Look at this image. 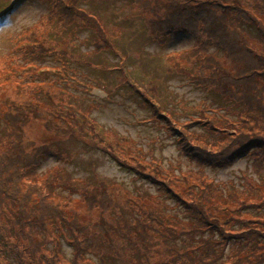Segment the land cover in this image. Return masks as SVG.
<instances>
[{
	"label": "trees",
	"instance_id": "16d2710c",
	"mask_svg": "<svg viewBox=\"0 0 264 264\" xmlns=\"http://www.w3.org/2000/svg\"><path fill=\"white\" fill-rule=\"evenodd\" d=\"M0 1L1 6L10 0ZM86 1L89 0H45L49 12L37 25L25 28L24 45L5 53L7 48L0 54V264H95L83 255L90 248L103 255V264H264V179L260 175H244L236 183L216 185L207 181L203 176H208L201 172L199 177L196 172L178 177L183 170L179 173L174 170L175 174L168 172V178L163 179L157 171L147 173L141 168L140 173L159 180L174 196L179 195L180 200L182 193L185 202L181 203L185 205L180 204L184 211L179 209L180 215L174 214L175 217L164 212L169 208H162L167 205L156 194L139 197V200L130 197L128 203L140 215L130 219L115 215L113 220L123 223L122 233L117 239L106 240L96 234L103 231V223H93L91 229L73 217L79 215L76 201L86 200L91 206L92 199L106 193V187L100 189L81 182L84 178H65V169L57 163L40 171L43 160L53 155L64 158L65 152L56 144L57 140L49 136L38 144L27 137L26 127L34 120L56 136L64 130L77 139H88L91 144L93 139L105 141L89 118V107L79 110L70 104L69 100L75 96L64 87L69 81L66 72L73 68L69 67L70 59L63 60L69 54L63 48H68L69 41L78 37L77 32L74 33L77 27L90 31L95 50L112 44L96 14L80 5ZM135 4L151 15L149 26L157 40L163 42L177 32L192 36L193 44L185 50L187 54L170 57L173 66L181 71L183 66L190 65L193 84L211 88L226 100L224 107H213L224 109L223 119L220 115L214 116L213 111L208 114L200 108L201 115L196 116L192 124L201 122L207 130L218 128L228 134L222 139L219 133L209 134L204 129L212 139L211 143L207 142L206 134L190 132L174 124L172 117H168L171 113H161L147 89L134 86L151 106L150 117L154 121H169L167 126L180 151L200 169L206 165L232 163L248 152L254 156L264 153V0H135ZM40 26L43 27L41 32ZM72 26H75L73 30ZM93 26L97 39L94 43ZM69 27L66 38H60L59 32ZM38 34L43 42L37 40ZM52 34H56V41L50 40ZM49 55L61 65L41 63L45 57H51ZM7 56L12 60H7ZM7 63L8 67H4ZM86 63L90 66V62ZM45 68H58L57 75L44 72ZM84 77L92 80L87 73H82L81 79L72 78L74 85L70 86L82 85L85 93L93 88L103 90L97 82H84ZM127 79L124 76L131 84ZM58 81H64V85L57 84ZM106 96H109L107 92ZM67 103L70 105L65 107ZM97 103L94 101L89 106H97ZM116 131L114 128L104 131L109 144L123 139L125 149L141 155L130 136ZM108 149L111 153L112 148ZM253 164L259 172L260 162L255 159ZM199 178L203 182H199ZM67 210L73 215L71 219ZM92 211L96 213L95 209ZM150 219L159 234L163 231L161 234L166 235V230H172L177 237L182 235L181 244H165L166 247L158 251L160 239L151 234ZM56 231L71 242L70 245L77 243L74 258L62 255ZM48 240L52 248L45 247ZM141 247L142 255L135 259L134 254ZM157 251L161 259L151 261V255Z\"/></svg>",
	"mask_w": 264,
	"mask_h": 264
},
{
	"label": "rangeland",
	"instance_id": "374dc122",
	"mask_svg": "<svg viewBox=\"0 0 264 264\" xmlns=\"http://www.w3.org/2000/svg\"><path fill=\"white\" fill-rule=\"evenodd\" d=\"M13 1L10 0L0 6V54H3L7 48L5 53L14 52L16 47L23 46L22 38L26 34L22 33L25 28L37 25V22L49 12L45 0H16L15 4ZM6 5H10V7L4 12L2 9ZM80 5L96 14V18L106 28L112 44L101 46L99 50H95L91 44L92 41H90V31L83 29L84 27H77L78 31L75 30L74 33L77 32L78 37L72 38L73 42L69 41L68 48L67 46L63 48H66L65 50L69 53L63 60L67 62V59H70L69 67L73 68L72 71L66 72L69 81L68 85L66 84L64 87L74 94L73 98H76L70 99V104L79 110L89 107V118L95 123L96 130L102 132L105 141L99 142L97 139H93V144H91L88 139H77L76 136H71L64 130H60L61 133L56 136L55 133L46 132L38 120L32 121L26 127V135L30 140H35L38 144L49 136L50 139L57 140L56 144L65 152L64 158L53 155L43 160L40 171L44 172L57 163L65 169V178H84L85 180L81 182L100 189L101 186L106 187V193L92 199L91 206H88L86 200L84 202L82 199L76 201L79 215L73 216L67 210L69 219L73 216L78 223L88 225L91 229H93V223H103V231H96V234L108 240L110 237L117 239L119 233H122L120 226L123 223L115 222L113 220L115 215L118 214L129 219L140 215L128 203L130 197L139 200V197H151V194H156V197L164 200L167 205L162 208H169V211L164 210V212H170L173 217H175L174 214L180 215L179 209L183 210L181 204H185L181 202H185V196L181 193L182 200L179 195L178 199L172 194L169 187H164L159 180L148 174L140 173L143 169L147 173L157 171V174L163 179L168 178V172L173 173L174 170L178 173L183 170L178 174V177H182L183 174L188 176L189 173L192 175L194 172L199 177L201 173H204L208 177H203L216 185L222 182L236 183L244 175H253L254 177L260 175L264 179V153L254 156L248 152L236 158L232 163L206 165L200 169L194 160H190L184 152L180 151L175 136L167 126L169 121L167 119L154 121L150 117L151 106L143 100L139 92L135 91L136 87L134 86L147 89L149 95H152L157 103L154 105L161 113L170 112L171 115L168 117H172L174 124L176 122L178 125L186 127L190 132L206 134L207 142L211 143L212 139L205 130L209 134L219 133L222 139L226 138L227 131L222 132L218 128L207 130L201 122L192 124L196 116L200 117L199 110L201 109L208 114L213 111L214 116L220 115L223 119L222 116L226 115L222 108L226 105L225 97L211 88L205 89L198 84H193L194 77H191L190 65L183 66L180 71L173 66L170 60L173 55L180 58L187 54L185 50L193 44L192 36L177 32L167 36L163 42L157 40L152 35L149 26L151 15H148V11L143 7L139 6L140 8H138L135 0H89L80 2ZM152 19H154V15ZM94 21L96 22L95 18ZM74 27L72 26V30ZM39 28L41 32L43 27ZM51 28L53 31V23H51ZM65 30L59 32L60 38H66V32L71 28H65ZM95 33L93 26V43L94 40L97 41ZM39 34L36 38L43 42V37ZM10 37H12L11 40H8ZM51 38H53L50 39L51 41H56V34H52ZM71 43L74 46H71ZM99 43L101 44V42ZM70 51L75 55H72ZM10 56H7L6 59L12 60ZM49 56L51 57H45L41 63H48L50 66L61 65L60 61L55 60L52 55ZM79 62L83 64H79ZM86 62H90V66ZM38 63L40 64V62ZM8 64L4 67H8ZM45 69L44 72L52 76L57 75L58 68ZM42 71L40 70V72ZM82 73H87L92 79L84 77V82H97L101 84L103 90L93 88L85 93L82 85L77 84L79 86L75 88L70 86L74 85L71 83L74 82L72 78L77 76L78 79H81ZM124 76L130 79L131 84L134 85L128 84L124 80ZM63 83L64 81L57 82L59 85H64ZM94 101L98 102L97 106L90 107L89 103ZM70 104L67 103L65 107ZM220 105L222 107L218 109L213 108ZM187 122L192 125L189 126L186 124ZM110 128L117 130L118 134L123 133L122 135L130 136L135 149L140 151L141 155H137L135 152L130 153L132 150L125 149L126 143L123 139H115L109 144V137H105L108 135L104 131ZM4 141L7 142V139L4 138ZM120 147L123 148V151L120 150ZM108 148H112L111 153H114L120 161L138 167L132 169L119 162L108 152L110 151ZM255 159L260 162L259 172L253 164ZM169 163H171L170 166ZM198 181L203 182L200 178ZM176 199L180 202L178 203ZM93 209L96 210V213H93ZM107 221H109L108 224ZM148 223L151 234L160 239L158 251L164 249L165 244H181V240L184 238L182 235L177 237L172 230L165 231L164 229L166 235L161 234L163 231L159 234L156 232L153 219H150ZM56 234L60 236L57 246L62 255L68 259L74 258L77 243L70 245L71 242L63 239L59 232L56 231ZM74 245L75 247H73ZM52 246V242L48 240L45 247L52 248ZM158 251L155 255H151V261L161 259ZM83 255L85 258H89L92 263H104L103 255L93 248L84 251ZM141 255L142 247L134 254V257L139 259ZM110 257L109 259H111ZM109 261L106 259V262Z\"/></svg>",
	"mask_w": 264,
	"mask_h": 264
}]
</instances>
